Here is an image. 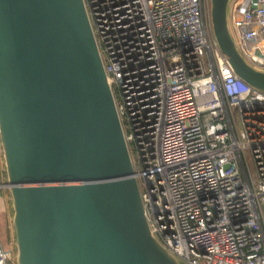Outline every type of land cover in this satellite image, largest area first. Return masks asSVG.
<instances>
[{
    "label": "built area",
    "instance_id": "2783aa9c",
    "mask_svg": "<svg viewBox=\"0 0 264 264\" xmlns=\"http://www.w3.org/2000/svg\"><path fill=\"white\" fill-rule=\"evenodd\" d=\"M84 4L155 238L184 264H264V92L221 54L210 0ZM228 25L264 70V0H232Z\"/></svg>",
    "mask_w": 264,
    "mask_h": 264
},
{
    "label": "water",
    "instance_id": "95a60500",
    "mask_svg": "<svg viewBox=\"0 0 264 264\" xmlns=\"http://www.w3.org/2000/svg\"><path fill=\"white\" fill-rule=\"evenodd\" d=\"M232 0H210L217 46L239 52ZM0 149L16 264H184L149 229L84 0H0Z\"/></svg>",
    "mask_w": 264,
    "mask_h": 264
},
{
    "label": "rangeland",
    "instance_id": "374dc122",
    "mask_svg": "<svg viewBox=\"0 0 264 264\" xmlns=\"http://www.w3.org/2000/svg\"><path fill=\"white\" fill-rule=\"evenodd\" d=\"M251 163V158L249 159ZM2 152L0 149V240L12 249L16 255V248L14 245L13 232L11 227L12 213L10 211V195L3 185L6 182V175L4 170Z\"/></svg>",
    "mask_w": 264,
    "mask_h": 264
},
{
    "label": "trees",
    "instance_id": "16d2710c",
    "mask_svg": "<svg viewBox=\"0 0 264 264\" xmlns=\"http://www.w3.org/2000/svg\"><path fill=\"white\" fill-rule=\"evenodd\" d=\"M10 211H11V213H12V208H11V201H10Z\"/></svg>",
    "mask_w": 264,
    "mask_h": 264
}]
</instances>
